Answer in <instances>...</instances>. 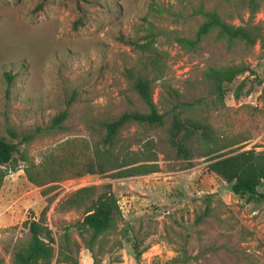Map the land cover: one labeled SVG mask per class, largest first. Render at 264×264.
Returning <instances> with one entry per match:
<instances>
[{"label": "rangeland", "instance_id": "rangeland-1", "mask_svg": "<svg viewBox=\"0 0 264 264\" xmlns=\"http://www.w3.org/2000/svg\"><path fill=\"white\" fill-rule=\"evenodd\" d=\"M258 2L251 14L248 0H0V136L47 129L68 110L63 128L43 130L21 145L27 161L17 154L16 169L3 166L2 264H13L15 251L29 240L23 222L46 208L57 254L66 231L71 239L63 257L73 261L52 264H264V183L256 195L237 194L208 168L211 158L200 154L198 140L188 144V157L180 153L170 135L176 98L166 89H176L185 103L180 117L203 121L216 138L239 142L219 153L264 150L261 45L229 46L215 30L195 49L179 42L196 37L204 11L217 10L237 25L264 26V0ZM150 30L158 33L156 46L167 65L165 77L153 86L164 122L128 124L114 153L159 171L127 177L86 173L43 187L32 183L25 169L39 164L49 149L82 157L95 147L105 151L106 122L131 110L149 112L126 70L138 56L129 41L147 40ZM232 64L249 69L225 84L219 97L204 75ZM7 71L14 74L11 84ZM104 184L112 185L122 217L92 241L75 226L83 211L61 210L59 203L82 186Z\"/></svg>", "mask_w": 264, "mask_h": 264}, {"label": "trees", "instance_id": "trees-1", "mask_svg": "<svg viewBox=\"0 0 264 264\" xmlns=\"http://www.w3.org/2000/svg\"><path fill=\"white\" fill-rule=\"evenodd\" d=\"M251 14L259 10L258 0H248ZM204 22L201 24L194 39L181 37L179 42L190 48H197L203 37L212 31L217 32V37L226 40L229 46L236 42L246 47L260 44L264 49V26L259 23L235 24L228 22L217 11H204ZM158 35L150 30L147 40H130L137 50L136 63L126 70V75L131 81L133 90L147 105L149 112L131 110L121 114L116 120L106 122L107 134L105 136L106 150L95 147L89 149L85 157L75 151L57 153L56 149H49L39 164L27 165L26 173L29 180L38 187L56 183L71 176H81L86 173H106L112 171L117 177H127L136 174H146L159 171L158 166L132 165L125 157L115 156L114 147L118 135L122 129L132 122L148 123L151 125L162 124L165 113H161L154 99L153 86L166 75L167 65L164 57L156 46L155 37ZM249 69L244 64H232L220 67H211L205 73V79L219 97H224L225 84L234 81L239 75ZM9 84L14 79L11 71L5 72ZM166 89L174 97L175 101L171 112L173 122L170 128L172 141L177 145L178 151L185 156L190 155L188 144L198 140L200 154L211 158L208 168L222 177L232 186L237 194L256 195L258 188L264 183V150L247 149L219 153L229 149L239 142L234 137L216 138L210 126L203 121L192 118H182L181 110L185 103L178 100L179 93L176 89L166 85ZM180 109V110H179ZM68 116L65 109L57 114L48 125L47 129L38 128L36 132L18 134L10 130V138L0 136V188L7 171L3 166L17 168L16 155H20L27 161V153L21 150L23 144H29L37 134L43 130L53 131L63 128V123ZM17 140V141H15ZM211 203V202H210ZM61 210L78 209L83 211V219L77 221L75 226L81 233L89 232L92 241L97 240L106 231L115 227L122 217L119 200L112 189L111 184L86 185L69 193L59 203ZM207 211L211 205L206 206ZM23 227L30 234L29 240L14 253L13 264H52L69 260L70 255L64 259V248H67L71 239L66 231L60 238L58 254L56 238L53 230L47 223V208L42 211L40 217H33L23 222ZM0 259V264H2ZM73 264V262H72Z\"/></svg>", "mask_w": 264, "mask_h": 264}]
</instances>
